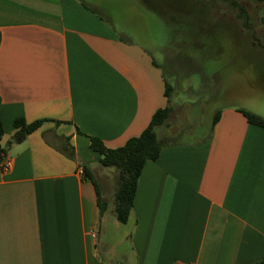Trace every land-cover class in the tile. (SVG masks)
I'll return each instance as SVG.
<instances>
[{
  "label": "crops",
  "instance_id": "obj_1",
  "mask_svg": "<svg viewBox=\"0 0 264 264\" xmlns=\"http://www.w3.org/2000/svg\"><path fill=\"white\" fill-rule=\"evenodd\" d=\"M167 104L153 53L94 5L0 0V145L10 163L0 166V264L261 260L264 127L248 122L242 106L216 110L201 137L160 141L157 159L141 169L127 221L108 209L89 137L121 146ZM17 118L45 121L7 145ZM82 164L100 180L102 213Z\"/></svg>",
  "mask_w": 264,
  "mask_h": 264
},
{
  "label": "rangeland",
  "instance_id": "obj_2",
  "mask_svg": "<svg viewBox=\"0 0 264 264\" xmlns=\"http://www.w3.org/2000/svg\"><path fill=\"white\" fill-rule=\"evenodd\" d=\"M84 1L127 37L144 43L160 63L173 113L168 128L155 129L159 142L203 136L213 113L224 106H242L264 120V24L258 1ZM163 130L167 137L160 138ZM94 166L112 210L115 170Z\"/></svg>",
  "mask_w": 264,
  "mask_h": 264
},
{
  "label": "trees",
  "instance_id": "obj_3",
  "mask_svg": "<svg viewBox=\"0 0 264 264\" xmlns=\"http://www.w3.org/2000/svg\"><path fill=\"white\" fill-rule=\"evenodd\" d=\"M261 5L260 21L264 24V0H256ZM168 84L165 81V96L168 100ZM171 105L157 109L148 123V125L137 136L128 138L121 146L115 148H107L100 138L91 136L90 147L97 152L98 163L103 167H111L115 170L114 181L115 189L113 193L112 212L115 219L120 223H125L133 205V197L141 169L146 161L157 159L161 144L157 137L156 127L166 123L171 114ZM239 111L246 117L247 121L261 127H264V120L252 112L245 109ZM218 113L212 119V124L217 120ZM44 119H37L32 122H26L23 118H17L13 122L15 132L11 136L7 145L18 143L25 137L39 128ZM3 136V128L0 120V139ZM6 154V146L0 145V166L2 159ZM83 177L89 178L95 187L99 212L102 213L106 209V204L101 200L100 190L92 177L90 170L82 164ZM250 264H264V255L261 260Z\"/></svg>",
  "mask_w": 264,
  "mask_h": 264
},
{
  "label": "built area",
  "instance_id": "obj_4",
  "mask_svg": "<svg viewBox=\"0 0 264 264\" xmlns=\"http://www.w3.org/2000/svg\"><path fill=\"white\" fill-rule=\"evenodd\" d=\"M9 165H10V163L3 161L1 167L3 169H8L9 168Z\"/></svg>",
  "mask_w": 264,
  "mask_h": 264
},
{
  "label": "water",
  "instance_id": "obj_5",
  "mask_svg": "<svg viewBox=\"0 0 264 264\" xmlns=\"http://www.w3.org/2000/svg\"><path fill=\"white\" fill-rule=\"evenodd\" d=\"M5 160V158L2 159V162Z\"/></svg>",
  "mask_w": 264,
  "mask_h": 264
}]
</instances>
